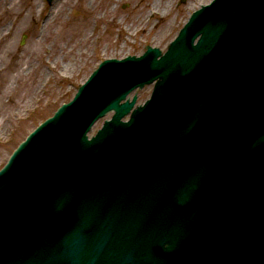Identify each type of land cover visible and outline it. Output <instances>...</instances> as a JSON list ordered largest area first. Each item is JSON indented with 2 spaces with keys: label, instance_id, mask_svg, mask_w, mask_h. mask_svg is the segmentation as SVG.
Wrapping results in <instances>:
<instances>
[{
  "label": "rangeland",
  "instance_id": "rangeland-1",
  "mask_svg": "<svg viewBox=\"0 0 264 264\" xmlns=\"http://www.w3.org/2000/svg\"><path fill=\"white\" fill-rule=\"evenodd\" d=\"M4 1L5 5L2 7ZM6 1L8 0H0V28L2 24H9L6 33H10L8 39L14 45L15 55L7 56L1 63L0 71H8L9 74L0 73V93L5 92L11 81L16 80L15 77L21 76V70L26 64L19 65V55H27V51L31 53L39 49L42 59L40 62L43 63L48 59V53H54L56 50L57 53L54 54H57L58 61L53 63L54 74L52 73L49 81L51 83L46 82L44 86L45 97L25 110L20 119L18 117L13 120L6 134H0V167L37 124L52 115L60 104L74 96L78 86L89 77L100 61L109 57L122 58L130 54H142L148 44L165 51L191 12L211 0H205L192 9L191 5L196 0H170L172 5L168 14L163 12L164 7L153 14L146 8L143 12H138V6H143L147 0H35V3L33 0H13L9 6ZM155 1L159 0L149 2ZM161 1L165 3L168 0ZM45 5L47 9L44 10ZM30 8H33V15L39 19L38 24L29 17L19 30H13L10 22L11 11L17 13L18 10ZM42 15L45 16L42 18ZM48 17V32L41 39L42 46L36 47L39 46L40 39L36 37L38 34L34 29L36 25L42 29ZM145 20L146 24H143ZM159 22L162 24H158ZM75 23H79L77 28L68 29ZM48 37L54 41V45L50 44V39L46 40ZM2 45L0 43V52L3 50ZM64 52L68 55H64ZM27 60L28 57L24 62ZM68 62L71 63V68L62 70L63 65ZM22 72L24 79L35 75L34 71L29 74ZM152 90L153 84H147L134 90L131 96L136 94L137 103L142 104L151 96ZM8 95L9 92L3 94L2 100L5 104L11 103ZM16 98L18 95L14 93L13 99ZM112 114L109 112L100 118L90 134L96 133L104 120L111 118Z\"/></svg>",
  "mask_w": 264,
  "mask_h": 264
},
{
  "label": "water",
  "instance_id": "water-1",
  "mask_svg": "<svg viewBox=\"0 0 264 264\" xmlns=\"http://www.w3.org/2000/svg\"><path fill=\"white\" fill-rule=\"evenodd\" d=\"M232 2L234 3L233 16L237 17V19H240L245 14L244 12L248 8H252L251 6L255 5L254 4L255 0H242V2H237V0H232ZM256 7H258V9L261 10L260 6L256 5ZM204 9L206 8L196 11L192 15L189 22L181 31V34H183L186 33L187 28L194 30V28L198 27L199 31L197 34L201 33V37L197 45H193V44L190 45L189 43H187V46L173 47L166 56L164 57L162 56V58L160 59H158L157 56L161 54V51L158 48H153L151 46H148V50L142 57L129 56L122 60L115 58L105 60L100 65V68L97 69L94 72V74L91 75L89 80L80 87L79 92L77 93L73 101L64 104L62 107H60L53 117L49 118L36 131H34L28 137L27 141L22 142L20 144L19 148L15 151L9 163L5 166V169L0 172V174L4 172L8 167H10V165L13 163L18 153H20L35 137L41 134L49 126L57 122L63 115H65L67 111H69L72 107H74L77 103H79L90 92V90L97 91L99 89V82L102 79L99 76L107 68H111L115 66L121 67L123 65L135 66L136 63L141 59L148 60L155 67L154 70L156 71V74L153 77L147 79V81H151L157 78L159 83L155 91L156 96H155V100L152 102L151 109L154 111L163 110V109L165 110L164 104L166 103L167 104L170 103L176 107L178 106L183 107L184 104H189L188 106H190L192 109L189 112H186L181 119L185 120V118L190 116L189 114L197 115L201 113L203 115H206L208 117V121L204 125L207 127L209 131L208 137L210 138V140L215 141L218 134L217 125L225 120H230L234 122L235 121L234 118H237V115L242 113L241 109L243 106V102L246 101L251 104V99L248 100L242 99V95L240 93L233 99H230V97L224 99L222 102L223 105L216 103L219 90L216 93L215 91L219 88V85L225 79L226 77L225 74L237 72V71H244V69H240L239 66L235 64L226 65L224 60L220 57L224 47L227 44L225 46H222L221 48L217 47L216 50L218 51L213 52L215 44L220 40V33L223 31V28L226 26V23L229 24L230 22L224 18H219L218 20L211 19L209 18V15L207 19L203 21V19L206 16L205 13L203 12ZM195 37L196 35H194V37L189 39V42L194 43ZM150 54L156 55L154 60L150 58ZM206 58L208 60L210 58L211 59L210 61H206ZM203 62H205V65H207L210 62V64H208L207 67L211 66L208 68L207 71L210 72L204 80L202 81L197 80L196 78L198 77V75L191 78L192 81L191 83H188L185 80V78H181V77H188L195 75V71H197V69L201 66ZM260 63L261 62L259 63L254 62L252 66L246 68V70L251 68V71H259V73L263 75L264 66H261ZM245 73L247 74V71ZM179 79L182 80H180L179 82ZM110 82L111 83L109 84L111 85H117L119 83V78L113 77L112 79H110ZM140 85L142 86L143 83ZM127 91L128 90H126L123 93L117 94L118 97L112 99L108 104H106L103 110L100 111L90 122V124L93 123V120L96 117L104 114L107 110L114 109L116 111V114L114 115V120L110 123L107 122L104 130L100 132L99 136L95 138L93 141H84V142L76 141L74 143V147L71 148V150H74V152H76L75 151L76 149L79 150L86 158L87 168L83 171L84 176L89 174V172H91L94 169L91 166L92 165L91 155L97 156L99 159L96 164V168H100L105 164H109L114 170L119 168L115 164L109 162V160H107V158L103 156L101 153L93 149L94 147H96L100 143L113 142L111 146V148L113 149V146H116L119 143H125L132 140L134 136H137L136 132L144 128L145 123L143 119L137 120L133 128H131L129 125L120 124V122H122L121 118L131 110L136 100V98H134L132 102L126 101L121 104L120 100L126 96ZM261 95H262L261 93H258L255 96L257 97ZM254 104L255 102H253V105ZM258 105H259L258 109L264 111V100H258ZM183 120L181 122H183ZM155 121H156V117L153 116L150 122L151 124H153ZM234 123L236 125L237 122ZM90 124L88 125L86 130L90 128ZM159 126H161L160 123L158 122L157 124L155 123V128H158ZM162 128H165V126L163 125L160 127L159 129L160 132ZM232 130H233L232 128L224 130V134H228ZM160 132L158 133L159 138L161 137ZM56 135H60V137L62 136V134H60L59 132H57ZM184 136L180 137L179 135H175V136H171L170 139H171V146L179 154H182L185 160L187 161L192 146L194 148L195 146L193 145L194 139L192 133L186 134L187 138H185ZM61 143L70 144L71 142H69V140L63 139L61 140ZM104 146L107 148V150H109L107 144H104ZM153 154H154V158L158 160L160 166L162 168H165V166L169 161V156L165 152V150L163 148L155 147ZM216 165H219L217 168H224L220 162V153L217 155ZM229 171L234 172L235 174H239V175L241 174L238 171H233L230 169ZM125 173L127 172L125 171ZM188 175L189 178L192 180H201L198 175H192L190 173H188ZM127 176H129V173H127ZM229 177L230 176L226 175L224 179H229ZM67 180L68 178L64 180H60V182H57L55 186L49 188L47 192H55V193H59L60 191L66 192L72 190L73 188H76V186L81 184V179L72 178L75 185L74 187L69 186L67 185ZM92 181H94V174L91 180H86L84 184H82L81 188L86 189L89 186L92 187L93 186ZM133 181L134 180L131 179L132 183ZM135 182L140 183L139 179L135 180ZM1 185H3L2 182H0V186ZM142 185H143L142 192L144 193L150 194L153 192V190L159 191L157 189L158 186L150 180L143 181ZM189 185L191 184L189 183ZM176 193H180V192L173 191L171 194H176ZM7 202H8L7 196H5L1 191L0 192V229L8 216ZM0 243H3V241L0 240ZM63 256L64 255L61 254L59 258H62ZM51 258H54L52 262L50 261ZM30 264H56V262H55V257H53L52 253H44L41 256L37 254L31 255ZM57 264H68V263L66 260H63L61 262L59 260Z\"/></svg>",
  "mask_w": 264,
  "mask_h": 264
},
{
  "label": "bare ground",
  "instance_id": "bare-ground-1",
  "mask_svg": "<svg viewBox=\"0 0 264 264\" xmlns=\"http://www.w3.org/2000/svg\"><path fill=\"white\" fill-rule=\"evenodd\" d=\"M13 0H8L6 1V3H8V6L10 5V3ZM150 0H147L143 6L140 5L138 6V12H143V9L146 8V10L149 13H156L161 7H164L163 12L165 14H168L170 12V8L172 5V1L168 0L167 2L163 3V1L159 0V1H155V2H149ZM33 2L35 3V0H33ZM205 2L202 0H196L194 3H192L191 5V9L197 7L200 3ZM5 5V1L2 4V7ZM51 8V7H50ZM47 9V6H44V10ZM26 11H31L30 13H26ZM191 11V10H190ZM51 14V13H50ZM156 15V14H155ZM45 16V15H44ZM42 15V18L44 17ZM51 16V15H50ZM49 16V17H50ZM29 17L35 22V24H38L39 19L33 15V8L31 10L30 9H22V10H18L17 13H15V11H11V15H10V22L12 24V28L14 29H20L22 27V25L27 21V19H29ZM49 17L46 18V20L44 21V26L43 28H39L36 25V28L34 30H36L38 36H36L38 39H40L39 42V46L36 47H40L42 46V42L41 39L47 34L48 31H46V26L49 27ZM3 21V19H2ZM144 21V20H143ZM141 21V22H143ZM146 21L143 24H146ZM1 23V22H0ZM141 24L142 26H145ZM158 24H162V23H158ZM2 27L0 28V43H2L3 45V50L0 52V66L1 63H3V60L5 61L7 59V56L10 55H15L14 53V45L13 43L8 39V32L6 33V30H8L9 24H2ZM79 26V23H75L74 25H71L70 27H68V29H75ZM144 28V27H143ZM142 28V29H143ZM50 39V40H49ZM46 40L50 41L51 45H54V41L48 37L46 38ZM37 42V43H38ZM34 51V50H33ZM56 50H54V53ZM53 52H49L48 53V59H46L43 63L40 62L42 61L41 59V53L39 51V49H36V51L29 53L27 51V55L21 54L19 55L18 58H20V62L19 65L22 66L23 64L25 65V68L23 70H21V76H17L15 77V81H11L10 86L5 88V92L4 93H0V134H6L9 131L10 125L12 124L13 120L17 119L19 117H22V113L27 110L30 109V107L32 106L33 103L35 102H39L41 101L45 95H46V89H44V86L46 84V82H49L52 78V73L54 72V64L57 63V54L55 55ZM64 55H68V53L64 52ZM28 57V60L26 62H24V60ZM54 63V64H53ZM56 67V66H55ZM71 68V63L68 62L65 65H63V67L61 68L62 70L65 69H70ZM24 73H31L32 71H34L33 73H35L34 76L32 77H27V79H24ZM0 73H7V75L9 74L8 71L4 72V71H0ZM54 74V73H53ZM15 76V74H14ZM26 76V74H25ZM51 82H49L50 84ZM9 92L10 96V104H5V102H3L2 97L3 94H7ZM17 94L18 98L13 99V94Z\"/></svg>",
  "mask_w": 264,
  "mask_h": 264
}]
</instances>
